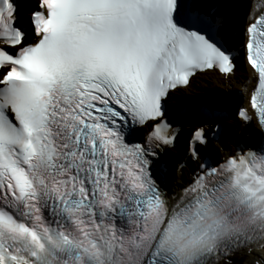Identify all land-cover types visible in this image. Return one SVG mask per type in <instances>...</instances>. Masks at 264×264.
<instances>
[{
	"label": "snow or ice",
	"instance_id": "obj_1",
	"mask_svg": "<svg viewBox=\"0 0 264 264\" xmlns=\"http://www.w3.org/2000/svg\"><path fill=\"white\" fill-rule=\"evenodd\" d=\"M0 0V264H237L264 249V0ZM248 79L254 139L218 162L217 119L168 99ZM251 112V115L249 114ZM209 129L211 135H209ZM194 166V167H193Z\"/></svg>",
	"mask_w": 264,
	"mask_h": 264
},
{
	"label": "bare ground",
	"instance_id": "obj_2",
	"mask_svg": "<svg viewBox=\"0 0 264 264\" xmlns=\"http://www.w3.org/2000/svg\"><path fill=\"white\" fill-rule=\"evenodd\" d=\"M24 2V1H23ZM29 0H25L24 4L25 6L28 4ZM199 75V74H197ZM197 75L195 77H197ZM201 81H194L191 84V88L189 93L184 92L186 95H191L192 96V101H194V103L196 102H213L215 104H218L220 106H223V103L219 97L218 94L214 93L213 91H210L208 88H210L212 85L215 86H219L220 89L222 88H230V89H234L236 91V96L238 97L239 95H241V99H244V96L242 94V87L245 83V81L248 79V75L247 74H242L240 76L234 77V78H214L213 76H208L203 75L201 77ZM180 91H176L175 93H173V95H177L179 96ZM172 95V96H173ZM171 96V97H172ZM184 96V94H183ZM196 98V99H195ZM195 99V100H194ZM223 124H225L229 130L234 133H236V135H234L232 138H242L243 137V130L248 128L246 124L240 122L239 120L236 121H229L228 119H224ZM229 125V126H228ZM233 145V144H231ZM174 152V150H171V152ZM185 175H187V170H185ZM177 181V179H176ZM176 190H178V188L174 187L173 192H175ZM247 253V252H246ZM242 253L240 255H238L236 257V262L237 264H250V259H256L259 257H264V249L262 250H252V252L249 254L247 253Z\"/></svg>",
	"mask_w": 264,
	"mask_h": 264
},
{
	"label": "rangeland",
	"instance_id": "obj_3",
	"mask_svg": "<svg viewBox=\"0 0 264 264\" xmlns=\"http://www.w3.org/2000/svg\"><path fill=\"white\" fill-rule=\"evenodd\" d=\"M238 65H240L241 67L243 66V65H241V63L239 64V62H238ZM244 67V66H243ZM242 67V71H246V69H244ZM239 72H240V70H238V72H237V75L239 74ZM241 74H244V72H241ZM208 89H219V90H221V91H223L224 90V94L225 93H227V95H230L231 97H235L236 99H237V97H236V91L234 90V89H230V88H228V87H226L225 89L224 88H222V89H220L219 88V86H215V85H212L210 88H208ZM238 98L241 100V95H239L238 96ZM244 101V99L241 101V102H243ZM254 128L257 130V128H256V125L254 126Z\"/></svg>",
	"mask_w": 264,
	"mask_h": 264
},
{
	"label": "water",
	"instance_id": "obj_4",
	"mask_svg": "<svg viewBox=\"0 0 264 264\" xmlns=\"http://www.w3.org/2000/svg\"><path fill=\"white\" fill-rule=\"evenodd\" d=\"M230 103H231L230 106H229L230 111H233V109H234L237 105H236L233 101H231Z\"/></svg>",
	"mask_w": 264,
	"mask_h": 264
}]
</instances>
